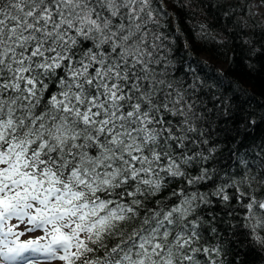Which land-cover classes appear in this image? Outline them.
<instances>
[{"label":"snow or ice","instance_id":"snow-or-ice-1","mask_svg":"<svg viewBox=\"0 0 264 264\" xmlns=\"http://www.w3.org/2000/svg\"><path fill=\"white\" fill-rule=\"evenodd\" d=\"M169 15L164 0H0V264H243L264 252V143L236 147L264 117L238 121L247 90L201 78L205 62L173 65L181 37L158 31ZM220 133L234 142L223 175ZM214 203L225 216L205 219Z\"/></svg>","mask_w":264,"mask_h":264},{"label":"trees","instance_id":"trees-1","mask_svg":"<svg viewBox=\"0 0 264 264\" xmlns=\"http://www.w3.org/2000/svg\"><path fill=\"white\" fill-rule=\"evenodd\" d=\"M257 1L264 3V0ZM187 2L189 7L180 9L176 6L175 0H164V4L171 15L160 18V23L164 27L159 28L158 31L167 35L169 40H174L177 35L181 37L176 40L175 46L168 45L171 49L168 58L176 68H179L182 62L195 65L199 61H203L207 68L206 70L198 69L201 78L205 76L215 78L218 74H223L220 78L224 79L226 83L234 82L233 91L247 90L245 95L237 93L238 99L235 101L239 112L237 120L243 121L244 117H251L260 121L261 117H264V57L249 56V45L244 43L246 40H250L257 49L264 48V24L253 11V0H187ZM246 5L251 7V12L245 8ZM229 7L236 8L238 11L230 13L229 17H225L224 13L229 10ZM199 25H204L216 37V40L205 42L198 39L201 31ZM217 41L223 42L217 43ZM185 44L191 47L190 52L185 49ZM248 63L254 64L255 70L249 68ZM179 75L182 76L183 73L180 72ZM226 94L232 95L233 92ZM223 135L220 133L219 136L215 137L223 145L216 153L219 160L216 166L220 168L222 175L226 163H230L227 159L229 148L234 144L231 140H224ZM257 143H264V123H258L244 144L242 146L236 145V147L239 152H243L246 148L251 149ZM209 146H211V141ZM260 155L264 156V152ZM248 158L252 159L253 157ZM256 171L253 168L251 174H255ZM237 178L239 179V177ZM261 178H264V173L257 177L258 180ZM257 186L256 184L253 185V187ZM229 194L231 195V190ZM162 195H167V193ZM231 203L235 205L234 200ZM208 212L218 214L220 217L225 216L219 203H214L213 206L205 210V219L208 218ZM217 227L219 228V225ZM220 230L223 231L222 228ZM205 235L208 233L206 232ZM113 243L115 241H110L109 247ZM241 255L243 264H264V252L249 249L242 252ZM232 258L230 254L226 261L230 262Z\"/></svg>","mask_w":264,"mask_h":264},{"label":"rangeland","instance_id":"rangeland-1","mask_svg":"<svg viewBox=\"0 0 264 264\" xmlns=\"http://www.w3.org/2000/svg\"><path fill=\"white\" fill-rule=\"evenodd\" d=\"M261 2L257 1V0H253L252 2V6H253V11L254 13L259 16V18H261L263 24H264V7H258V5H260ZM24 229V226L21 225L20 226V230H23ZM42 231L38 230L34 233H26L24 237H22V239H32V238H35L37 236H40L42 235ZM51 264H62V262L60 261H54V262H51Z\"/></svg>","mask_w":264,"mask_h":264}]
</instances>
